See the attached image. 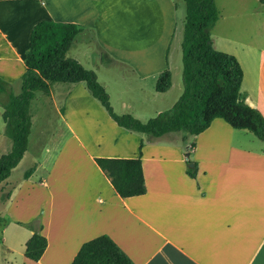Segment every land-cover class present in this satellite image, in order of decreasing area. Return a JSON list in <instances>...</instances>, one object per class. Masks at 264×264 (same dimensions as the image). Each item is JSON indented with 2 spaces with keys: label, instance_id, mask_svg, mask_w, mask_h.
Masks as SVG:
<instances>
[{
  "label": "crops",
  "instance_id": "crops-1",
  "mask_svg": "<svg viewBox=\"0 0 264 264\" xmlns=\"http://www.w3.org/2000/svg\"><path fill=\"white\" fill-rule=\"evenodd\" d=\"M111 1L0 0V80L6 84L5 96L21 92L34 26L52 21L79 26L78 39L94 34L97 49L92 62L107 71L106 81H101L99 69L93 70L117 115L148 122L174 107L184 92L183 72L182 86L177 87L171 71L181 0H132L140 8H159L160 35L146 43L148 53L136 56L126 49L118 53L105 42L106 17L111 12L117 15ZM254 1L258 4L253 10H245L254 5L251 0H232L234 7L226 14L218 9L214 47L237 58L244 72L246 101L264 116V0ZM119 17L122 23L121 11ZM226 32L230 38L220 36ZM84 49L94 54L87 45ZM73 59L85 68L91 65L80 53ZM166 70L172 73V87L159 93L157 82ZM82 84L57 91L52 85L50 95L43 93L53 102L65 96L61 107L55 105L71 135L65 141L55 138L44 143L61 141V147H47L30 178L11 182L10 177L0 186V201L11 186L10 199L0 212V241L8 254L19 252L23 264H72L85 243L108 236L134 264H264L263 141L221 119L192 142L182 133L141 138L119 127ZM69 111L78 123L82 116L90 121L91 130L83 124L78 128L82 135L78 133ZM32 122L31 135L34 116ZM45 126L41 118L40 128ZM12 146L4 122L0 158ZM140 151L147 192L122 198L96 160L137 159ZM190 158L197 164L195 177L187 172ZM40 168L44 175L36 177ZM35 234L47 240L39 261L25 256L26 244Z\"/></svg>",
  "mask_w": 264,
  "mask_h": 264
},
{
  "label": "trees",
  "instance_id": "trees-1",
  "mask_svg": "<svg viewBox=\"0 0 264 264\" xmlns=\"http://www.w3.org/2000/svg\"><path fill=\"white\" fill-rule=\"evenodd\" d=\"M183 1L186 5L182 42L184 92L174 107L148 122H141L131 115H117L97 74L68 57L75 39L82 32L79 26L52 21H42L34 26L25 58L27 70L21 80V92L10 95L8 104L3 106V120L13 146L0 158V186L11 177L29 148L33 125L31 105L36 93L50 95L51 86L56 83H84L112 120L134 134L155 139L174 133L197 137L209 129L213 121L221 119L233 129L249 132L264 142V116L246 101L242 92L244 72L239 61L214 47L211 28L219 18L216 0ZM171 87L172 73L166 70L160 75L156 89L166 93ZM5 89L6 84L0 80V95ZM96 162L122 198L146 194L141 151L137 159H97ZM188 165V174L195 177L197 164L188 160ZM35 169H30L24 178H30ZM10 196L8 191L0 212ZM46 248V238L35 234L26 244L25 256L39 261ZM72 264L134 263L111 238L101 236L85 243Z\"/></svg>",
  "mask_w": 264,
  "mask_h": 264
},
{
  "label": "rangeland",
  "instance_id": "rangeland-1",
  "mask_svg": "<svg viewBox=\"0 0 264 264\" xmlns=\"http://www.w3.org/2000/svg\"><path fill=\"white\" fill-rule=\"evenodd\" d=\"M254 5L246 6L245 10L251 9L257 7V1L251 0ZM217 7L220 12L223 14H226L227 12H230L232 5L234 7V4L232 0H216ZM179 11L177 13V34L175 36L174 43L171 48V66H172V73H174L175 76V84L177 87L182 86V70H183V52H182V32L184 29V23L186 18V9H185V3L183 0L179 1ZM110 8L117 12V15L113 12L109 13L106 17L107 19V26H109L108 33L105 35V42L111 47V48H117L118 53H122L123 51L128 52V55H134V53L142 52L143 55L148 53L149 50L146 49V43L150 40L156 41L158 39V25L159 24V8L157 6H151V5H145L140 8V5L135 4L132 0H117V1H111ZM253 8V9H252ZM120 11L122 12V23H120ZM126 16V23H124ZM126 25V26H124ZM162 25V24H161ZM216 26L217 22L213 25L211 28V36L214 43V37L216 34ZM125 27H127L125 29ZM142 31V32H141ZM158 34V35H157ZM91 37H87L86 39H75V42L70 49L68 56L69 57H75L77 53H80V55L83 56V58H89V61H91V65L88 66L89 68L86 69H99V76L101 81H106L107 77V71H105L104 67H101L99 65H94L92 58L95 56L94 49H97V46L95 44V38L94 34H91ZM221 37H229L231 36L230 32H226L220 35ZM219 43V42H218ZM85 45H87L91 50H93L94 54L92 55L91 52H88L84 49ZM121 45V47H119ZM141 47H143L141 49ZM138 50V51H137ZM148 52H145V51ZM93 57H92V56ZM95 71V70H93ZM82 86L85 87V84H82ZM72 85L67 84H60L56 83L53 84V88L55 91L57 90H68L70 88H73ZM184 87V86H183ZM86 88V87H85ZM178 88H176L177 90ZM88 90V89H87ZM15 93V91H13ZM7 93H3L1 98L3 105L8 104V97L5 96ZM9 95V94H7ZM113 99L116 103V98L113 96ZM66 98L65 96H57L54 100V102L47 98L43 93H36V99L32 105L31 112L34 116V128L33 133L30 137V148L28 152L26 153L25 158L22 160V162L18 165V167L13 172L10 181L11 182H19L26 173L32 169L33 167L42 160L45 151L47 147L53 148H60L61 144L60 142L62 140H66L71 134L69 133V130L67 129L66 122L61 116L58 114L56 105H61L63 102L65 103ZM97 104H100L96 100ZM101 106V105H99ZM148 115V114H145ZM32 116V117H33ZM82 116V115H81ZM69 117L70 119H73V115H71V112L69 111ZM40 118V119H39ZM41 118L42 121L45 122L46 126L43 128H40L41 124ZM36 119V120H35ZM87 119V118H86ZM0 124L1 126L4 125V122L0 116ZM43 124V123H42ZM73 124L75 127L80 128L81 125H85L88 129L91 130L90 121L84 120L83 116L80 118V122L76 120V118L73 119ZM96 128H94L95 130ZM80 130H78V133ZM82 135V133L80 132ZM79 134V135H80ZM134 134V133H133ZM141 138H148L147 135L137 134ZM252 136V135H249ZM171 138L177 137V135H170ZM59 139L61 141H51V145H45L44 143L51 139ZM190 142L193 141L195 137L189 136ZM174 139V140H175ZM154 140V139H153ZM156 140V139H155ZM163 144H168L169 141L166 139H162ZM184 146L183 143H180ZM192 160V158H190ZM193 163V160H192ZM193 165V164H192ZM191 165V166H192ZM46 168V167H45ZM36 177H42L44 175V171L40 168L37 173ZM35 177V178H36ZM11 189V186H8L6 189V192L1 196L2 200L5 198L6 193ZM2 203V201H0ZM1 206V204H0ZM23 256L19 252H16L14 254H8L6 249L3 247L1 241H0V264H23L22 263Z\"/></svg>",
  "mask_w": 264,
  "mask_h": 264
}]
</instances>
